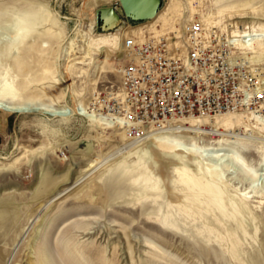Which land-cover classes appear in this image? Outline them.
<instances>
[{
    "label": "rangeland",
    "instance_id": "1",
    "mask_svg": "<svg viewBox=\"0 0 264 264\" xmlns=\"http://www.w3.org/2000/svg\"><path fill=\"white\" fill-rule=\"evenodd\" d=\"M162 1L159 13L168 10L159 20L122 16L121 27L140 31L148 24L159 34L199 19L227 34L234 24L264 28V0H173L170 7ZM104 6L121 7L119 0H0V17L27 61L19 71L12 61L18 49L14 56L0 53V211L4 204L9 210L0 217V264H44L47 248L61 264L73 258L80 264H264V167L258 166L264 164V116L252 115L255 138L242 145L214 132L177 134L202 147L198 158L155 143L139 149L145 138L137 142L112 118L122 48L92 44L93 37L117 31L100 29L97 10ZM35 15L40 23H33ZM261 39L242 49L259 55L252 61L263 73ZM50 64L55 74L47 71ZM219 140L226 154L244 155L255 175L213 160L206 147L220 146ZM179 161L200 179H211L207 171L214 167L223 174L219 186L234 220L208 205L210 195L175 183Z\"/></svg>",
    "mask_w": 264,
    "mask_h": 264
},
{
    "label": "built area",
    "instance_id": "2",
    "mask_svg": "<svg viewBox=\"0 0 264 264\" xmlns=\"http://www.w3.org/2000/svg\"><path fill=\"white\" fill-rule=\"evenodd\" d=\"M136 28L125 37L113 115L130 137L144 139L187 117L263 113L264 88L227 32L199 19L159 34L148 24Z\"/></svg>",
    "mask_w": 264,
    "mask_h": 264
},
{
    "label": "bare ground",
    "instance_id": "3",
    "mask_svg": "<svg viewBox=\"0 0 264 264\" xmlns=\"http://www.w3.org/2000/svg\"><path fill=\"white\" fill-rule=\"evenodd\" d=\"M110 1L111 0H101V3H108ZM171 4H174L173 0L168 1L169 7ZM116 9L120 14H124L121 7H118ZM167 10L168 9L166 8L163 11H161L159 14H157L153 18L152 21L159 20L164 15V11L166 12ZM38 22L40 23V20H39L38 16L35 15L33 17V23L36 24ZM228 26H230L229 30L232 29V31L228 34L229 41L232 43L233 42L238 43V45H240L239 49L241 50V55H242L241 58L245 59L247 61V63H250V66H254L252 68V71L256 72V75H257V77L261 83V88H264V72L262 73L261 71H258L259 68L252 61L255 58H258L259 55L258 56H256V55L252 56L250 54L243 53L244 49H242L244 47L248 48L251 45V43H253L255 40L262 43L263 39H261V38H262V36H264V28L263 27L260 28L262 32H258V31H255L251 26H247V25H244V27H242V28L238 27V26L236 27V24H234L233 26H231V25H228ZM11 30H12V26L9 24V22H6L3 18V16L0 17V53H3L4 55H10V53L11 54L13 53L12 51L14 48L18 49L19 52L18 53L15 52L16 53L15 59L12 61H14V64L19 71H24L27 67L26 57L24 56V52H22V53L20 52L21 49H20L19 42H17L11 36ZM134 31H137V30L122 26L115 33L110 32L108 34H100V35H97L96 37H93L92 44H95V47H98L96 49L108 48L113 44L120 45V47L122 48V55H121L122 58L121 59H125L126 58L125 37ZM70 43H71V46L74 45L73 41H71ZM258 45L260 46L262 44L258 43ZM71 50H69V51L71 52ZM75 50H73V51H75ZM81 52H83V51H81ZM13 56H14V53H13ZM53 66L50 64L46 68H47V71L52 70V73L55 74V72L53 70ZM55 67L58 68V73H59L58 75H61L62 73H61L58 65H55ZM58 78H57V80H59ZM11 89L12 88L9 87V90L12 93ZM117 95L121 97L120 92ZM12 110L17 111V112H23V110L20 108H18V109L13 108ZM78 110H79L78 108H75V111H78ZM37 111L44 113V111H46V110H44L43 108H37ZM70 113H72V112H70ZM252 115H253V117L256 115V118L254 120L257 121L258 118H263L264 113L261 114V113L252 112ZM59 116H61V115H59ZM251 117L252 116H250V115H246L244 113L239 112V113H223V114L217 115L215 117H205V118L187 117V118H183V119L178 120L174 126L167 127L165 129H161V130L151 131L150 133L147 134L144 141L141 144H139L138 148L141 149L143 147V145H145L146 143H155V144L159 145L161 148H163L164 150L182 151V152H185L189 155H193L194 157L198 158V155L201 153L200 150L202 149V147H201V149H200V147H198L197 142L194 140V138L192 140H190L191 141L190 143L185 144L184 142H182L178 138H175V136L180 137L177 134H181L183 132L189 133V131H190L191 133L194 134V136H196L195 134L207 135V134H211L214 132V135H221L222 137L229 138V139L236 138V142H234V143L242 145L243 144L241 142L242 140H244V139L247 140L248 138H255V136L252 134V132H249L250 129L254 128V126L252 128V126L250 124V120L252 119ZM112 118H114V117H112ZM113 120L115 123H118V125L123 127V124L120 123L118 120H116V119H113ZM207 125H209L211 127V129L205 128ZM222 128H224L225 130L221 131ZM228 131H230V132H228ZM243 131H245V132H243ZM126 135L127 134H124L123 136L126 137ZM140 140H136V141L139 142ZM220 140L218 143L220 146H218V147H214V146L212 147L211 146L210 147V145H211L210 144L209 147H206V151H211V150L214 151V156H213L214 159L213 160H216L219 163H220V161H225V162L231 161L232 163L237 164L240 172L244 176L248 177L251 173L253 175H255L254 172H251L254 169H251L249 167L247 160L245 159L244 155H242L238 150L233 151L230 149L229 150L232 154L231 155L226 154L227 152H224V151L228 150V147L224 146V144L221 142L224 140H221V141ZM228 143H233V142L229 141ZM204 147H205V145H204ZM119 151H116V152H119ZM207 155H209V154H207ZM200 156L203 157L204 155H200ZM177 160H178V158H177ZM94 162H98L99 164L102 163V161L99 162L98 159H95ZM193 162L196 163V161H193ZM91 165L93 166V164H91ZM96 165H98V164H96ZM96 165L94 167H96ZM100 165H102V164H100ZM258 166L264 167V164L262 162H259ZM89 167L90 166H88V168ZM94 169H96V168H94ZM86 170H87V168H86ZM174 171L178 175V178L175 180V183H180L178 185L182 184L181 185L182 187L186 186L187 188H189V190L190 189H196V190H198L199 193L210 195L209 197H213V199L210 198L212 200L208 201V205L214 206L217 209L218 214H220V216H222V217H225V219H227L228 221L232 220V219L234 220L235 216H232L233 213H232V215L230 213H228L227 206L229 204L225 203L226 200L224 197L225 196L224 189L221 188V186H219V185H221V184L223 185L225 183L224 177H223V174L217 168L214 167V170L207 171V172H210L209 176H211V179H209V180L208 179L204 180L203 178H201V179L198 178V176H196L192 172H190L192 170L191 169L189 170V168L187 167V165L185 163H183V161H179L178 165H175ZM77 180H79V179H77ZM213 182H214V186H213ZM51 183L52 182L50 181V184ZM50 184L48 187H50ZM52 185H53V183H52ZM48 187H47V189H48ZM241 199L243 202L246 203L248 200V197L244 196V197H241ZM7 205L8 204H4V208L0 211V217H2L3 215H7L9 213ZM162 222H164L163 224L165 226L168 225L167 220L162 221ZM47 249H45L43 252L44 264H61L58 262V259L55 256V254L50 252L51 250L49 251V249L48 250ZM72 264H80V262L79 261L76 262V259L73 258Z\"/></svg>",
    "mask_w": 264,
    "mask_h": 264
},
{
    "label": "water",
    "instance_id": "4",
    "mask_svg": "<svg viewBox=\"0 0 264 264\" xmlns=\"http://www.w3.org/2000/svg\"><path fill=\"white\" fill-rule=\"evenodd\" d=\"M124 14H120L116 8L101 7L97 10L100 29L105 32L118 30L124 23L122 16L132 21H146L153 19L160 11L162 0H119Z\"/></svg>",
    "mask_w": 264,
    "mask_h": 264
}]
</instances>
